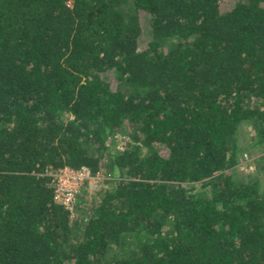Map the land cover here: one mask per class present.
<instances>
[{
    "label": "trees",
    "instance_id": "1",
    "mask_svg": "<svg viewBox=\"0 0 264 264\" xmlns=\"http://www.w3.org/2000/svg\"><path fill=\"white\" fill-rule=\"evenodd\" d=\"M243 124L263 152L264 0H0V264H264ZM103 156L73 229L50 173Z\"/></svg>",
    "mask_w": 264,
    "mask_h": 264
},
{
    "label": "rangeland",
    "instance_id": "2",
    "mask_svg": "<svg viewBox=\"0 0 264 264\" xmlns=\"http://www.w3.org/2000/svg\"><path fill=\"white\" fill-rule=\"evenodd\" d=\"M227 4L228 2H224L222 5L226 6ZM144 37H146V35H144ZM127 128L124 129L116 137L115 139L116 147L124 146L127 142L130 141V138L128 137L129 128L128 129ZM252 134H253V130L249 125L247 124L241 125L239 129V135L237 137V144L242 148V150L240 151L241 156L240 155L238 156V161H237L238 165L236 167V173L238 175L246 174L245 176H248L250 172H254L257 167V169L259 168L256 173L258 175L257 177L262 183H264V159H262L259 156L263 152L257 150L254 151L255 153L250 154L248 150L251 148L247 147L249 141L251 140L250 136ZM244 152L247 155L243 156L242 158V154ZM111 159L112 158L107 156H103V158L101 159V167L99 172L102 174V176L105 177L102 178L100 182L102 187L100 186L99 188L98 186L97 187L86 186L83 189H81L79 194L77 195L76 216L74 218H70L71 219L70 224L73 229L76 228L78 223L85 221L89 217L92 208L96 206L101 196H103L104 191L111 187L116 176V171H114ZM131 246H133V243L129 242V244L125 246V249L116 252V255L117 256L129 255L130 252L133 250L132 248H130Z\"/></svg>",
    "mask_w": 264,
    "mask_h": 264
},
{
    "label": "built area",
    "instance_id": "3",
    "mask_svg": "<svg viewBox=\"0 0 264 264\" xmlns=\"http://www.w3.org/2000/svg\"><path fill=\"white\" fill-rule=\"evenodd\" d=\"M245 155L247 154L244 152L242 158ZM50 176L53 199L68 211L70 218L76 216V199L80 190L86 186L100 188L101 179L105 178L100 172L92 173L86 166H64L51 172Z\"/></svg>",
    "mask_w": 264,
    "mask_h": 264
}]
</instances>
